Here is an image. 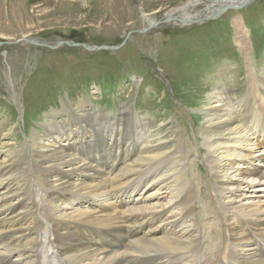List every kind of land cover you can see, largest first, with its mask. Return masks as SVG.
<instances>
[{"label":"rangeland","instance_id":"1","mask_svg":"<svg viewBox=\"0 0 264 264\" xmlns=\"http://www.w3.org/2000/svg\"><path fill=\"white\" fill-rule=\"evenodd\" d=\"M187 1L0 0V162L10 165L12 160V174L18 175L28 171L29 163L39 177L41 167L32 159L31 146L37 132L66 106L65 118L82 114L80 105L86 101L92 109L89 135L93 131L100 137L108 129L111 139L115 121L114 131L147 130L142 149L160 146L166 152L173 146L164 143L180 144L175 157L185 162L186 186L194 193L195 208L199 198L202 207L208 210L212 205L218 211L202 139L204 110L212 105L209 98L215 88L232 86L235 98H244L248 61L257 75H263L264 0L229 9L215 19L204 11L215 0H204L187 11L198 14L196 21L179 20L178 11L168 17ZM167 19L171 20L163 22ZM235 20L246 29L245 53L235 41ZM168 156L160 164L164 169L170 166ZM153 167L136 170L134 176L156 172ZM171 173L167 187L156 185L146 196L160 194L159 202L175 208L169 192L180 179ZM201 189L204 197L198 195ZM200 209L194 213L200 214ZM201 224L198 221L199 228Z\"/></svg>","mask_w":264,"mask_h":264},{"label":"bare ground","instance_id":"2","mask_svg":"<svg viewBox=\"0 0 264 264\" xmlns=\"http://www.w3.org/2000/svg\"><path fill=\"white\" fill-rule=\"evenodd\" d=\"M203 1L188 0L168 17L178 11L179 20L196 21L198 14L187 11ZM247 1H210L204 11L221 15ZM233 26L236 44L245 53L246 29L237 20ZM247 66L244 98H235L232 86L215 88L212 105L204 110L202 139L218 211L202 207L198 198L196 208L202 209L194 213L196 199L186 186L185 162L175 157L180 144L164 143L173 146L166 152L160 146L142 149L148 135L136 130L125 133L120 156L107 154L103 161L97 151L89 152L83 146L91 141L92 109L85 101L82 114L67 119L66 106L37 132L31 146L32 159L41 167L39 177L29 163L28 171L18 175L12 174V160L10 165L0 162V264H264V197L258 196L264 192V72L259 76L249 61ZM167 155L170 166L164 169L160 164ZM150 164L157 168L149 176L151 185L167 187L171 172L180 179L169 192L175 208L159 202L160 194L130 202L121 192L133 194L135 171ZM198 195L203 196L202 189ZM179 227L183 232L174 237ZM110 234L124 246L112 245ZM105 240L116 250L98 246Z\"/></svg>","mask_w":264,"mask_h":264},{"label":"water","instance_id":"3","mask_svg":"<svg viewBox=\"0 0 264 264\" xmlns=\"http://www.w3.org/2000/svg\"><path fill=\"white\" fill-rule=\"evenodd\" d=\"M254 0H248L247 3H244L243 5H240V6H237V7H233V8H230V9H241V8H244V6H246L247 4H249L250 2H253ZM220 14H216V15H211L210 18H213L215 19L216 17H218ZM168 20H171V19H167V20H164L163 22H167ZM159 23V22H158ZM161 23V22H160ZM154 25H158V24H154ZM24 41H27V42H31L35 45H42V44H36L35 42L31 41V40H24ZM65 44H67L66 42H64ZM60 44V43H59ZM44 46V45H43ZM77 46H82V45H78ZM53 48V47H52Z\"/></svg>","mask_w":264,"mask_h":264}]
</instances>
